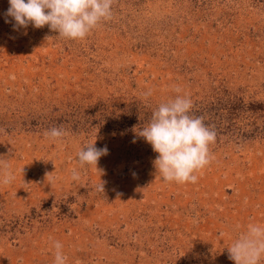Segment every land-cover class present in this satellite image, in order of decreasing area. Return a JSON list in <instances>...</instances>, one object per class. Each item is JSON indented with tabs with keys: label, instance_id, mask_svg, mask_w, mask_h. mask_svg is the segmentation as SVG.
Returning <instances> with one entry per match:
<instances>
[{
	"label": "rangeland",
	"instance_id": "rangeland-1",
	"mask_svg": "<svg viewBox=\"0 0 264 264\" xmlns=\"http://www.w3.org/2000/svg\"><path fill=\"white\" fill-rule=\"evenodd\" d=\"M8 7L0 160L14 179L0 185V264H54V241L66 264H235L227 248L264 225V0H115L80 41L14 31ZM175 87L216 132L195 183L163 182L136 135ZM54 127L66 132L55 142ZM93 142L108 149L100 173L76 160Z\"/></svg>",
	"mask_w": 264,
	"mask_h": 264
},
{
	"label": "clouds",
	"instance_id": "clouds-1",
	"mask_svg": "<svg viewBox=\"0 0 264 264\" xmlns=\"http://www.w3.org/2000/svg\"><path fill=\"white\" fill-rule=\"evenodd\" d=\"M9 7L4 13L5 23H11L14 31L48 26L65 40H84L88 34L103 22L112 18L115 0H8ZM11 18V19H8ZM26 34V33H25ZM178 94L155 108L149 123L136 131L158 153L153 165L163 182L178 184L195 183L197 175L208 166L213 156L210 145L216 141V132L206 125L204 118L192 114L193 102L187 95H179L181 88L175 87ZM151 90L144 93L145 99ZM66 135L62 128L46 130L45 137L59 141ZM135 142V140L133 141ZM108 154L106 146L97 148L93 143L82 147L77 153V163L81 169L88 166L97 168L99 159ZM73 169V180L79 179ZM49 179H54L47 174ZM14 179L6 161L0 160V185H8ZM104 191V182L96 186ZM54 264H66L63 245L53 242ZM228 249L229 259L235 264H259L264 257V225L250 224L240 233Z\"/></svg>",
	"mask_w": 264,
	"mask_h": 264
}]
</instances>
